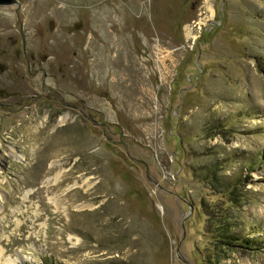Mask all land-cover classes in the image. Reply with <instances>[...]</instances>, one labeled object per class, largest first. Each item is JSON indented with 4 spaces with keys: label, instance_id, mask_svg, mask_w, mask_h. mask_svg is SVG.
I'll return each mask as SVG.
<instances>
[{
    "label": "rangeland",
    "instance_id": "obj_1",
    "mask_svg": "<svg viewBox=\"0 0 264 264\" xmlns=\"http://www.w3.org/2000/svg\"><path fill=\"white\" fill-rule=\"evenodd\" d=\"M18 1L0 264H264V0ZM235 180L224 221L257 248L223 256L207 213Z\"/></svg>",
    "mask_w": 264,
    "mask_h": 264
},
{
    "label": "trees",
    "instance_id": "obj_2",
    "mask_svg": "<svg viewBox=\"0 0 264 264\" xmlns=\"http://www.w3.org/2000/svg\"><path fill=\"white\" fill-rule=\"evenodd\" d=\"M210 173V179L215 181L217 179V172L215 169L211 168L209 170ZM240 180V178H239ZM242 181V179H241ZM236 180L231 183L230 186H227L228 188H225L224 190H217L212 188V191H214V196L217 198L223 197L224 199L221 200V204L212 206L210 209V215L207 213L209 218H212V224L211 226L215 229L216 235L215 236V245L214 249H217V245L219 248V251L224 256L227 255L228 251H236L239 248L244 249H256L257 248V242L254 238L250 237L249 235H243V236H237L232 233L231 231V223L224 221V216L227 212V210L230 208L231 204H237L235 201H233V198H229V196H233L235 194V191L238 190V186L236 185ZM238 183V180H237ZM217 187V186H216ZM235 190V191H234ZM224 204V205H222ZM217 217V219H215ZM216 259H218V255L216 256ZM219 260V259H218Z\"/></svg>",
    "mask_w": 264,
    "mask_h": 264
},
{
    "label": "water",
    "instance_id": "obj_3",
    "mask_svg": "<svg viewBox=\"0 0 264 264\" xmlns=\"http://www.w3.org/2000/svg\"><path fill=\"white\" fill-rule=\"evenodd\" d=\"M18 0H0V5H12V4H18Z\"/></svg>",
    "mask_w": 264,
    "mask_h": 264
},
{
    "label": "bare ground",
    "instance_id": "obj_4",
    "mask_svg": "<svg viewBox=\"0 0 264 264\" xmlns=\"http://www.w3.org/2000/svg\"><path fill=\"white\" fill-rule=\"evenodd\" d=\"M66 116H67V115H62V116L59 118V120H60V121H64V120L66 119ZM47 182L49 183L50 181L47 180ZM27 192H28V191H27ZM6 261H7L8 263H10V264H13V263L15 262V259H12V258H6Z\"/></svg>",
    "mask_w": 264,
    "mask_h": 264
}]
</instances>
